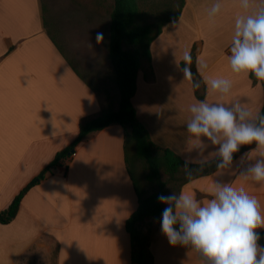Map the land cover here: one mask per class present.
<instances>
[{"label":"crops","instance_id":"1","mask_svg":"<svg viewBox=\"0 0 264 264\" xmlns=\"http://www.w3.org/2000/svg\"><path fill=\"white\" fill-rule=\"evenodd\" d=\"M184 1L175 25L165 24L150 43L149 62L136 74L131 105L155 146L183 162L199 164V150L189 149L186 124L189 106L201 100L177 68L183 52L190 50L195 60L207 63L203 76L197 73L202 81L222 77L232 82L230 94L223 98L209 93L204 84L202 100H239L255 117L264 92L260 81L234 74L228 62L235 19L247 14L240 0ZM216 3L222 5L221 12L211 17ZM254 4L253 10L259 0ZM59 37L63 46L45 27L41 0H0V212L55 154L75 141L79 121L97 115L103 106L102 82L93 66L97 68L95 60L102 59L101 48L75 47ZM105 55L109 62L107 45ZM217 148L209 142L203 156L215 159L211 153ZM256 148L254 144L234 158L228 169L188 180L183 173L176 174L166 182L164 195L183 191L203 202L215 183L232 184L255 196L264 214V183L241 175L259 158ZM136 206L123 158V130L109 125L77 142L68 160L25 192L15 216L0 224V264H130L124 224ZM147 228L152 264H201L195 251L169 243L158 220L147 219Z\"/></svg>","mask_w":264,"mask_h":264},{"label":"clouds","instance_id":"2","mask_svg":"<svg viewBox=\"0 0 264 264\" xmlns=\"http://www.w3.org/2000/svg\"><path fill=\"white\" fill-rule=\"evenodd\" d=\"M241 7L247 13L235 19L234 33L229 49L228 62L236 75H252L257 81L264 82V0L254 8V0H240ZM222 5L216 3L209 15L216 17ZM175 25V21H172ZM97 43L103 40V34H97ZM183 67L177 68L191 84L199 89L201 81L192 71L193 57L190 50L183 52ZM196 73L203 76L208 65L200 58L195 60ZM203 83L212 94L222 98L231 92L229 79L204 77ZM191 117L186 124L189 133V149L199 150L203 166L211 163L203 156L211 146H218L211 155L216 159L218 171L232 166L234 153L241 146L257 145L258 159L247 166L242 176L250 177L258 183H264V114L252 116L250 110L235 100L231 103L197 101L189 106ZM205 138L206 141L205 142ZM244 157H241V162ZM197 162L186 159L184 172L191 179L189 163ZM161 204L167 205L162 210L161 231L172 246L180 245L195 251L200 256L201 264H264V246L256 231L264 228V214L255 196H250L243 187L235 188L232 184L215 183L206 201L198 200L194 195L171 193L157 197Z\"/></svg>","mask_w":264,"mask_h":264},{"label":"trees","instance_id":"3","mask_svg":"<svg viewBox=\"0 0 264 264\" xmlns=\"http://www.w3.org/2000/svg\"><path fill=\"white\" fill-rule=\"evenodd\" d=\"M111 9L108 29L107 53L110 66L114 72L115 85L118 91L117 109H113L110 102L104 104L101 111L92 117L82 118L78 124V134L75 141L66 149L55 154L53 160L24 187L10 202L8 207L0 212V224L8 223L16 214L20 201L25 192L38 183L46 172L62 161L68 160L77 142L87 135L100 131L109 125H119L123 130V158L127 173L133 184L137 196L136 209L125 220V231L129 237L130 264H152V254L149 250L151 230L145 229L147 219L159 222L164 209L157 197L165 194L166 181L174 179L176 174L184 173V164L177 155L168 149L158 148L150 140L146 129L137 121L135 111L131 105V98L135 93L136 74L143 63L149 62V45L160 34L162 27L177 21L184 6V0H109ZM127 46V49L123 48ZM193 62L195 56L191 52ZM184 66L183 61L180 63ZM192 71L195 78L201 81L199 89H193L195 97L202 100L205 85L196 73L194 63ZM254 80L255 77L250 75ZM264 92V82H261ZM258 113L264 114V103ZM251 145L241 146L240 151L234 153V158L247 151ZM216 159L201 166L189 164L192 176L208 174L215 170ZM138 175L144 182L152 185L154 190L143 196V190L138 184ZM261 239L258 243L264 246V231H259Z\"/></svg>","mask_w":264,"mask_h":264},{"label":"rangeland","instance_id":"4","mask_svg":"<svg viewBox=\"0 0 264 264\" xmlns=\"http://www.w3.org/2000/svg\"><path fill=\"white\" fill-rule=\"evenodd\" d=\"M41 4L45 27L59 45L63 46L60 35L63 40L75 47L85 44L93 48H101L102 59L95 60L97 68L93 65L95 68L94 72L99 77V82H102V85H100L102 90L99 92V97L103 105L110 102L111 107L115 109L118 91L115 85L114 72L105 57L111 1L41 0ZM98 33L103 34V40L100 43H97L96 39ZM123 48L127 49V46L123 45ZM81 55L85 57L96 56L95 53L88 54L85 52H81ZM92 61L94 60L91 58ZM83 74L88 79V76L85 73ZM137 179L139 187L143 190V196L154 190L152 185L144 182L141 175H138ZM162 179L166 182L170 181L166 175H162Z\"/></svg>","mask_w":264,"mask_h":264}]
</instances>
